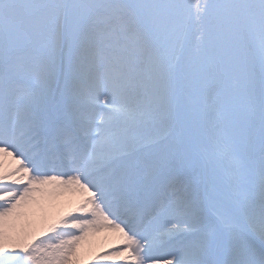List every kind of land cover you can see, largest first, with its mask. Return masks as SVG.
<instances>
[{"label": "snow or ice", "instance_id": "6c2138e0", "mask_svg": "<svg viewBox=\"0 0 264 264\" xmlns=\"http://www.w3.org/2000/svg\"><path fill=\"white\" fill-rule=\"evenodd\" d=\"M0 264H264V0H0Z\"/></svg>", "mask_w": 264, "mask_h": 264}, {"label": "bare ground", "instance_id": "6f19581e", "mask_svg": "<svg viewBox=\"0 0 264 264\" xmlns=\"http://www.w3.org/2000/svg\"><path fill=\"white\" fill-rule=\"evenodd\" d=\"M78 196L67 195L45 201L47 209V222H51L61 215L64 211L73 207L78 201ZM39 226V225H38ZM121 243L119 233L112 231H104L91 235L82 242L81 256L84 260H91L97 253L109 251Z\"/></svg>", "mask_w": 264, "mask_h": 264}]
</instances>
